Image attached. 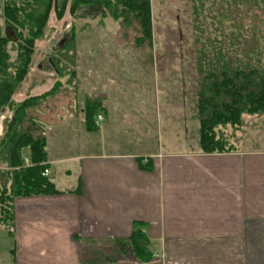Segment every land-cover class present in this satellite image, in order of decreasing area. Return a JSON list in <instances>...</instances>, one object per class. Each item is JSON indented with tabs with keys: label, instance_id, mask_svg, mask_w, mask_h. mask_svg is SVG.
<instances>
[{
	"label": "crops",
	"instance_id": "obj_1",
	"mask_svg": "<svg viewBox=\"0 0 264 264\" xmlns=\"http://www.w3.org/2000/svg\"><path fill=\"white\" fill-rule=\"evenodd\" d=\"M88 40L89 86L97 64L105 67L112 56V43L103 36ZM78 58L75 50V68ZM37 73L31 68L27 76L53 75L40 66ZM48 78L27 97L48 92L54 84ZM90 98L100 101L95 116L102 115L103 121L98 130L86 133L105 132L107 105ZM95 151L77 159L76 184L69 190L57 189L51 179L64 194L14 201L15 231L13 237L7 234L12 264H109L101 251L83 260L82 243L103 250L119 247L116 242L125 245L135 229L145 235L153 253L147 264H264V149L239 151L232 146L226 153L146 156L117 148ZM141 161L148 164L146 170ZM64 162L49 161L47 155V176L51 165Z\"/></svg>",
	"mask_w": 264,
	"mask_h": 264
},
{
	"label": "rangeland",
	"instance_id": "obj_2",
	"mask_svg": "<svg viewBox=\"0 0 264 264\" xmlns=\"http://www.w3.org/2000/svg\"><path fill=\"white\" fill-rule=\"evenodd\" d=\"M230 1L206 0L204 9L207 6L211 10L206 9L203 13L200 9L199 16H195L192 13L193 6L195 9L203 7L196 0H151L154 33L149 42L137 41L138 30L134 25L126 28L109 17L103 21L98 13L86 16L83 10H79L70 16L69 4L60 21L56 20L53 11L49 13L43 38L35 42L31 68L36 74L38 66L44 71L52 70L49 58L55 56V60L64 51L72 49L71 42L67 41L60 51H54L64 38L73 33H76L74 47L80 57L76 67L77 87L67 85L71 76L66 70H70V64L68 61L61 62L60 70L67 75L59 80L60 86L48 99L28 112L35 121V127L40 130L37 132L46 136L48 160H65L62 164L50 167V179L57 189L66 191L72 188L78 173L77 159L103 147L108 150L117 148L140 156L198 151L199 123L195 90L200 78L195 59L203 44V14L204 17L208 12L211 15L215 9H219L221 14L226 13V10L232 13L225 6ZM1 2L0 31L4 30ZM232 2L231 7L235 9L232 19L247 28H256L258 34H264V0ZM230 21L229 18L222 23L229 25ZM204 22L205 28L211 29V36H214V24L211 25L210 20ZM195 24L202 25L195 31ZM197 31L201 34L199 41L196 40ZM90 35L103 36L106 43H112V51H108L112 56L106 58L105 67H102L105 63L97 64L89 87L86 51ZM263 38L264 35L259 36L258 41L264 50ZM100 43L105 44L103 41ZM95 44L98 45L97 42ZM97 48L100 49V45ZM7 51L11 58L16 56V46L8 44ZM52 74L51 78L27 76L12 101L16 103L26 98L35 87H41L47 78L52 83L58 80L55 73ZM87 96L98 97L106 103L110 117H107L109 125L105 132L86 133L83 110ZM11 115L8 109L0 115V140L7 131L6 125ZM241 120L238 129L218 127L215 137L223 140L227 147L231 145L239 151L264 149V114L242 115ZM117 129L120 132H115ZM37 136L38 133H35L34 137ZM66 170L70 171V176L65 174ZM83 244V260L92 255L98 257L99 254L95 253L101 251L105 258L111 260L109 264H135L128 252L124 255L120 253L119 247L106 246L103 250L104 247ZM12 251L11 239L5 230L0 229V264H12ZM99 257V260H104L103 255ZM102 261L99 262H105Z\"/></svg>",
	"mask_w": 264,
	"mask_h": 264
},
{
	"label": "trees",
	"instance_id": "obj_3",
	"mask_svg": "<svg viewBox=\"0 0 264 264\" xmlns=\"http://www.w3.org/2000/svg\"><path fill=\"white\" fill-rule=\"evenodd\" d=\"M2 1L4 30L0 31V115L6 109L12 115L6 125L7 131L5 130L0 140V229L13 237L16 199L64 194L56 189L49 176L43 175L48 170L46 139L42 132H37L40 130L35 127V121L28 112L48 99L60 86L59 80L67 75L60 70L61 62L68 61L70 64V70H66L71 76L67 85L77 87V71L74 65L76 33L72 32L73 34L64 38L54 51H60L67 41L71 42L72 49L64 51L55 60V56L49 58V65L58 79L51 89L40 96L27 97L20 103L12 101L31 68L35 42L43 38L49 13L53 11L56 20L60 21L69 4L70 16H74L79 10H83L86 16L98 13L99 18L109 17L126 28L134 25L138 30L137 41L149 42L152 38V8L150 0ZM196 1L197 4L201 2L203 7L195 9L193 6V15L199 16L201 10L203 13L206 9L211 10L207 6L204 9L206 0ZM232 1L235 0H231L230 4L226 2L225 5L232 13L226 10V13L221 14L219 9H215L212 16L209 12L205 17L203 14V18L210 20L211 25L215 26L212 29L214 36H211V29L205 28L203 20L202 49L197 51L198 57L195 59L200 78L195 90L199 123L198 151L203 154L226 153L232 150L231 145L227 147L223 140L215 137L218 127L230 126L238 129L242 123V115L264 114V50L258 41L259 36L264 34H258L256 28H247L232 19L235 14V9L231 7ZM229 18V25L222 23ZM201 25L195 24L194 30ZM5 28L11 29L15 41L5 37ZM198 33L196 40L199 41L201 34ZM8 44L16 46L15 57L11 58L7 51ZM85 100V129L91 130L95 127V115L101 111V104L99 100L88 96ZM35 133H38L37 137H34ZM25 159L28 161L27 165L24 163ZM140 166L145 170L148 168V164L143 165L142 161ZM116 244L120 247L121 254L128 252L138 264H147L153 258V253L147 248V239L140 230H133L125 245L122 242Z\"/></svg>",
	"mask_w": 264,
	"mask_h": 264
},
{
	"label": "built area",
	"instance_id": "obj_4",
	"mask_svg": "<svg viewBox=\"0 0 264 264\" xmlns=\"http://www.w3.org/2000/svg\"><path fill=\"white\" fill-rule=\"evenodd\" d=\"M103 121V116L102 115H97L96 117H95V120H94V126H95V128H97V127H99V125H100V123ZM24 163L27 165V163H28V161L25 159L24 160ZM48 174V172L47 171H44V174L43 175H47Z\"/></svg>",
	"mask_w": 264,
	"mask_h": 264
},
{
	"label": "water",
	"instance_id": "obj_5",
	"mask_svg": "<svg viewBox=\"0 0 264 264\" xmlns=\"http://www.w3.org/2000/svg\"><path fill=\"white\" fill-rule=\"evenodd\" d=\"M5 37L10 40V41H15V37H14V34L12 33L11 29L9 28H5ZM62 42V41H61ZM61 42L59 43V45L61 44ZM50 62V61H49Z\"/></svg>",
	"mask_w": 264,
	"mask_h": 264
}]
</instances>
